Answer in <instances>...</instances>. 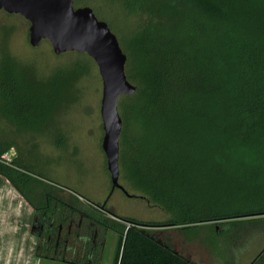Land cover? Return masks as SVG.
<instances>
[{"label":"trees","instance_id":"obj_1","mask_svg":"<svg viewBox=\"0 0 264 264\" xmlns=\"http://www.w3.org/2000/svg\"><path fill=\"white\" fill-rule=\"evenodd\" d=\"M122 2L149 16L130 42L136 92L128 97L143 136L128 175L171 218H119L117 262L194 264L146 230L176 227L189 236L208 228L205 243L217 247L264 223V0ZM20 78L3 61L0 115L28 124L30 92L18 95ZM33 83L24 90L40 92ZM7 150L0 144V176L31 203L20 183L32 178L3 163ZM251 264H264V250Z\"/></svg>","mask_w":264,"mask_h":264},{"label":"rangeland","instance_id":"obj_2","mask_svg":"<svg viewBox=\"0 0 264 264\" xmlns=\"http://www.w3.org/2000/svg\"><path fill=\"white\" fill-rule=\"evenodd\" d=\"M73 7H89L99 21L107 24L127 57L126 78L136 86L131 76L136 66V56L130 42L148 25L149 16L132 10L122 0H75ZM29 26L22 16L0 11V67L3 61L15 64L22 81L18 95L30 92L28 96L32 107L28 108V114L33 113L31 116L36 118L33 123L46 124L37 128L42 130L37 131L36 139L29 136L22 138L35 145L36 151L29 157L31 172L40 173L42 180L85 201H106L110 180L101 148L104 133L100 116L102 81L98 68L84 53L55 55L46 40L38 47H31ZM33 82L40 92L24 90L23 87L27 89ZM134 104L135 100L128 96L120 97L118 102V113L122 119L119 183L135 197L125 198L116 191L109 199L108 206L121 218L167 222L171 216L150 203L129 179L128 164L140 158L139 141L143 136L142 126L134 113ZM8 125L3 124L0 115V141L3 131L8 138L12 136ZM46 127L52 129L51 133L46 132ZM56 131L62 133L61 139L57 138ZM222 228L223 224H217V229ZM197 232H190L189 237L176 227L146 230L170 251L194 264H251L264 250V223L251 224L247 232L243 231L234 238L227 235L220 238V246L217 247L205 243L208 228L202 227ZM113 246L111 239L107 244V254L113 251Z\"/></svg>","mask_w":264,"mask_h":264},{"label":"flooded vegetation","instance_id":"obj_3","mask_svg":"<svg viewBox=\"0 0 264 264\" xmlns=\"http://www.w3.org/2000/svg\"><path fill=\"white\" fill-rule=\"evenodd\" d=\"M1 116L3 124H9L8 126L12 130L10 138L4 134V131L2 134L0 141L2 149L9 146V150L2 155V161L5 164L15 162L14 168L17 171L32 178V180H28V183L21 182L20 186L28 194L31 203H27L34 212L31 230L37 241L36 254L38 257L53 260L61 257L60 259L71 264H81L73 258L78 256L83 262L88 263L93 261L95 257L102 258L113 253L115 254L114 264H118L120 234L116 227L121 222L119 220L121 217L115 215L113 209L108 206V201L116 191L125 198H134L135 196L130 195L122 185H120L122 188L113 187L108 170L109 195L106 201L101 203L85 201L57 185L42 180L40 173L31 172L32 164L29 162V157L36 151L35 145L30 144L31 141L28 139L22 138L29 136L36 139L37 131L42 130L37 128L46 126V124L33 122L20 124L7 120L4 114ZM33 118L31 121H35V117ZM45 130L48 133L52 131L49 127H46ZM56 132L57 138L61 139L62 133ZM10 151L12 153L9 155ZM104 158L107 169L105 154ZM125 233L126 229L124 235ZM111 239L114 248L107 254V244ZM67 256H70V259H67Z\"/></svg>","mask_w":264,"mask_h":264},{"label":"water","instance_id":"obj_4","mask_svg":"<svg viewBox=\"0 0 264 264\" xmlns=\"http://www.w3.org/2000/svg\"><path fill=\"white\" fill-rule=\"evenodd\" d=\"M75 0H0V11L22 16L29 22L31 47L48 41L55 55L67 52L87 54L96 64L102 81L100 116L102 150L113 187L119 179V139L122 119L118 102L133 96L136 86L126 78V55L107 24L99 21L89 7L74 9Z\"/></svg>","mask_w":264,"mask_h":264},{"label":"crops","instance_id":"obj_5","mask_svg":"<svg viewBox=\"0 0 264 264\" xmlns=\"http://www.w3.org/2000/svg\"><path fill=\"white\" fill-rule=\"evenodd\" d=\"M33 216L27 201L0 176V264H71L61 257L56 260L38 257L37 241L31 230ZM80 258L73 259L81 264H114L115 254L95 257L88 263Z\"/></svg>","mask_w":264,"mask_h":264}]
</instances>
